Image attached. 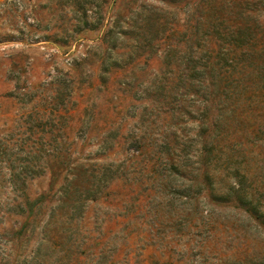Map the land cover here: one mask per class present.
Wrapping results in <instances>:
<instances>
[{"label": "rangeland", "instance_id": "rangeland-1", "mask_svg": "<svg viewBox=\"0 0 264 264\" xmlns=\"http://www.w3.org/2000/svg\"><path fill=\"white\" fill-rule=\"evenodd\" d=\"M224 1L0 0V264H66L59 260L62 253L55 244L60 240L63 250L69 243L71 202H81L91 187L81 176L77 189L82 193L68 198L63 192L69 166L75 162L115 169L127 139L145 135L161 146L169 139L175 144L173 152H181L184 168L177 167L181 170L171 176V184L200 182L199 189L204 190L193 204L204 214L190 230L177 227L173 213L162 216L170 229L163 231L165 239L156 236L166 240L165 246L158 244L156 250L155 244L136 239L133 261L142 258L147 263L157 251L175 264H264V219H252L236 208L237 202L215 201V193L227 194L247 176L254 200L264 206V64L248 65L257 44L236 54L241 70H231L226 79L216 76L220 89L209 83L204 89L196 83V89L190 82L189 89H183L178 84L183 67L170 73L163 84L172 83L175 116L165 117L157 86L170 71L169 47L177 65L180 52L210 38L208 20L222 16V8L229 10L230 6H219ZM214 4L218 6H210ZM245 8L249 10L241 17ZM232 9L235 17L227 16V27L244 23L260 38L264 6ZM200 23L206 28L194 35ZM183 34L191 38L185 46L180 43ZM195 55L201 57L202 52ZM207 108L211 111L205 121L211 129L199 123ZM217 126L224 128L219 138L214 137ZM118 133L120 147L115 143ZM215 140L213 159L203 149ZM210 171L213 181L206 178L212 176ZM211 184L215 195L210 193ZM177 192L189 196L188 189ZM43 194L48 197L40 207L37 201ZM94 196L92 191L90 200ZM90 200L89 227L96 234L98 224L107 219L109 224L116 212ZM154 202L159 200L146 204L154 208ZM187 202L172 204L188 212L189 205L182 207ZM143 209L147 211L145 204ZM142 233L154 239L150 231ZM116 238L112 234L106 240L108 250ZM86 257L82 264H105L102 256Z\"/></svg>", "mask_w": 264, "mask_h": 264}, {"label": "trees", "instance_id": "trees-1", "mask_svg": "<svg viewBox=\"0 0 264 264\" xmlns=\"http://www.w3.org/2000/svg\"><path fill=\"white\" fill-rule=\"evenodd\" d=\"M210 6L218 5L214 4ZM219 6H230L228 11L226 8H222L224 13L222 16H218V18L223 20L220 21L215 15H212V18L208 20L212 24L205 21L206 24H210L207 26L210 29V38L206 41H200L198 44H194L193 42V45L191 44L186 53L179 51L180 56L177 65L173 64L175 56L171 53L169 54L172 49L169 47V51L166 54V65L170 71H168L163 77L162 82L157 85L159 89L158 92L164 98L163 105L166 107L165 117L170 114H174L175 116L176 109H178L176 106H171L173 101H176L173 97L174 90L171 88L172 83L168 82V86H164L163 84V80L169 81V74L176 72L178 69L177 67H183L181 75L178 76V84L179 86H182L183 89H189V82L192 83V87H195L196 89H198L196 83H200L201 89H204L205 83H209L214 89H217L219 86L220 89L221 82L217 80L216 76L226 79L227 73L231 70H241L242 64L240 63H242V61L239 63L236 54H238V51H242L243 54H245L247 50L244 49H246L251 43L253 48H255L254 45L257 44L255 50L256 54H254L255 56L249 55L250 63L248 65L252 66L257 62H263L264 64V46L258 48L260 44H264V33L261 32L262 34H260L259 38L257 32L248 28L250 26L240 22L228 23L230 27H227V16L230 14L232 17H235L232 13V6H264V0H225L223 3L219 4ZM247 10L249 9L245 8L241 12V17H245ZM204 25L205 24L202 23L198 24V26L195 27L196 31L194 35H199V29L204 30L206 28ZM160 27V29H164V31L167 30L163 25ZM109 33L112 35L114 31H110ZM182 40L183 41H180V43H183L182 45L184 46L188 45L186 42H191V38L186 34L182 35ZM218 43L219 45L216 47ZM201 52V57L195 55L200 54ZM244 61H248L247 55L245 56ZM215 82L216 84L214 86ZM179 86L177 89L180 88ZM209 89L211 88L208 87V90ZM208 93V97L212 99V91L210 90ZM182 95L186 96L183 93ZM193 96L195 97V94H193ZM212 107L213 106H211V108ZM211 108H207L204 112L205 115L199 120V123L205 125V127L209 129L212 127L208 125V120H205L210 114ZM170 110L172 113H168ZM217 129L219 130L214 137L218 135L219 138L222 136L221 134L224 133V128L217 126ZM159 136L162 135L159 134ZM119 137L118 133L115 136V143L118 147L122 145V139ZM157 142H159V140H152L151 138H147L146 135L144 137L133 136L128 138L126 141L127 147L124 152L121 153L123 158L121 161L119 158L116 160L119 164L115 169H113L114 167L111 165L108 168L101 170L99 167L97 168L96 166L92 167L88 165L90 164L88 162H84L88 164L81 163L78 165H74L75 162H73L69 166L66 186L64 189L65 191L63 192L68 198L72 199L73 196H75V193H82L81 190L77 189V184L79 183L81 176L84 177V180L88 179L91 182V187L86 188V192L82 197L83 199H80L81 202H73V200L71 202L73 204L69 211V213H71L69 214V233L66 234L69 236L68 246L66 245L62 250V247L59 246L60 240L55 244L56 248L60 247L61 249L62 256H59L60 261L61 259H65L67 262L66 264H82L83 256H87L88 258L102 256L105 260V264H175L174 261L163 260L157 251L154 254V258H150V261L147 263L142 258H139L138 262L133 261V244L136 239L155 244L156 250L159 249L158 244H160V247L161 245L163 247L165 246L164 242L166 240H162L156 236L163 235L164 237L165 235L163 231L170 229L169 226L166 225V221L162 220V216L169 217L167 213H173L174 216L178 217L176 219L177 227L180 226L181 229L190 230L194 228L193 224L196 219L200 221L199 218L204 214V212L200 211V208L193 204L194 201H197L195 196H201L202 191L204 190V188L199 189V186L202 184H199L200 182L197 184L194 179H188V181L192 182L190 186H187L186 184L181 186L178 184H171V176L173 174L178 175V171L181 170L180 168H184L181 164L182 155L181 152L178 155L173 152L175 144L172 145V141H169V139L161 141L162 146ZM217 143L218 142L215 140V144L212 143L209 147L203 149V152L205 153L203 154L213 156L218 149ZM207 144L209 145V143ZM236 148L238 149L239 147L236 146ZM214 156L212 157L213 159L215 158ZM169 157L172 158V162L168 159ZM91 159L92 158H87L86 160L91 161ZM213 159L211 160L213 161ZM210 173L212 176L208 174L206 175V178L213 181V173L211 171ZM181 176L185 179L183 175ZM57 177H59L58 173L56 174V178ZM113 183L116 186L112 187L111 185ZM180 188L188 189L189 196H184L183 194L178 193L177 190ZM51 189H55V184L52 185ZM209 189L210 193L214 192L212 184ZM249 190L250 186L248 184L247 176H244L240 184H238V188L233 189L227 194L214 192L218 198L215 201L219 204L237 202V209L243 210L252 219L257 221L263 220L264 211L262 209L264 206L254 200L255 195ZM92 191L95 192V196L90 200L89 197H91ZM47 197V195L45 196L43 194L41 199L37 201V204L40 207L43 206L47 201ZM88 198L91 203L98 204L103 208L111 209L116 212V216L109 224H107V222L110 221L108 219L99 224L97 221L95 222V224H98L99 229L96 234H93L89 227L91 210L87 209ZM154 198H157L159 202H154L155 207L152 208L150 204L146 203L152 201ZM163 198L168 202L163 201ZM183 199L188 200V202L182 206L184 208L186 205H189L190 208L188 209L190 211L188 212L185 208L180 211L174 204H172V202H178V200L180 201ZM144 204L148 212L143 209ZM205 215H209V213L205 212ZM136 220H141L142 222L138 223ZM171 223L173 222H170L169 224ZM122 226L124 229L123 232L121 229ZM143 231H150L154 234L151 236L154 237V239H149L146 233H142ZM112 234L117 235V238L115 239L116 244H114L112 249L108 250L107 245L105 246V244L107 243L106 240ZM165 238L166 237H164V239ZM125 245L127 246L125 247ZM142 251L143 249H140L141 254ZM108 253L110 255H108ZM162 254L164 255L165 253L162 252Z\"/></svg>", "mask_w": 264, "mask_h": 264}]
</instances>
